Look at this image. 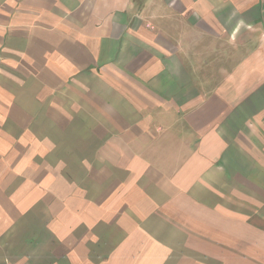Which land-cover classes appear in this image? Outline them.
<instances>
[{
  "label": "crops",
  "instance_id": "1",
  "mask_svg": "<svg viewBox=\"0 0 264 264\" xmlns=\"http://www.w3.org/2000/svg\"><path fill=\"white\" fill-rule=\"evenodd\" d=\"M0 264H264V0H0Z\"/></svg>",
  "mask_w": 264,
  "mask_h": 264
}]
</instances>
